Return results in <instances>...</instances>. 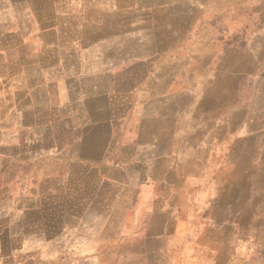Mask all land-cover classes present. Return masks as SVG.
Returning <instances> with one entry per match:
<instances>
[{
	"label": "crops",
	"instance_id": "crops-1",
	"mask_svg": "<svg viewBox=\"0 0 264 264\" xmlns=\"http://www.w3.org/2000/svg\"><path fill=\"white\" fill-rule=\"evenodd\" d=\"M252 1L0 0V264L14 239L42 263L59 165L119 187L65 264H264V62L253 113L234 17Z\"/></svg>",
	"mask_w": 264,
	"mask_h": 264
},
{
	"label": "rangeland",
	"instance_id": "rangeland-1",
	"mask_svg": "<svg viewBox=\"0 0 264 264\" xmlns=\"http://www.w3.org/2000/svg\"><path fill=\"white\" fill-rule=\"evenodd\" d=\"M261 6L255 0L250 3L248 11H239L238 14H234V17L240 20L235 28L242 27V18L244 29L247 27L251 36L250 82L248 90L245 87L244 90L248 92L250 109L253 113L257 111L258 59H260V65L264 62L263 50L259 51L258 42L252 39L254 35L264 33V26L261 24V20L264 19V9L260 8ZM225 16V11H220L218 14V17L222 19ZM246 24L248 26H245ZM101 175L96 167L90 170H82L80 167L71 170L67 165H59L56 184L53 181L49 184L43 180L41 250L38 255L42 259L41 264H65L66 244L72 240L77 241L82 236L83 228L91 230L96 229L99 224H103L102 227L106 225L107 228L113 225V217L108 216V211L113 210L112 195L119 187H114L108 181H101ZM221 234L230 241L239 236L232 234L229 229ZM14 240L10 244L12 248L4 250V253L9 255L10 264H17V260L21 258H29L30 250L25 252L19 250L17 240ZM110 252H113V249ZM27 263L31 264V262Z\"/></svg>",
	"mask_w": 264,
	"mask_h": 264
}]
</instances>
